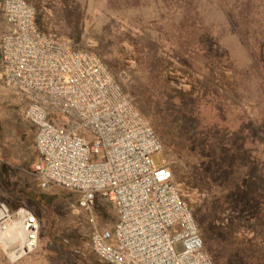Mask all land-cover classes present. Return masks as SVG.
<instances>
[{
  "label": "rangeland",
  "instance_id": "rangeland-1",
  "mask_svg": "<svg viewBox=\"0 0 264 264\" xmlns=\"http://www.w3.org/2000/svg\"><path fill=\"white\" fill-rule=\"evenodd\" d=\"M26 1L36 15L40 7L47 34L113 68L159 138L154 160L172 171L212 263L264 264V0ZM225 11L244 20L249 51ZM26 105L0 67V204L39 222L37 248L13 263L0 248V264H105L89 246L77 196L31 174ZM98 202L105 213L94 214L111 229L115 211Z\"/></svg>",
  "mask_w": 264,
  "mask_h": 264
},
{
  "label": "built area",
  "instance_id": "built-area-1",
  "mask_svg": "<svg viewBox=\"0 0 264 264\" xmlns=\"http://www.w3.org/2000/svg\"><path fill=\"white\" fill-rule=\"evenodd\" d=\"M2 11V80L26 100L23 115L36 128L31 174L44 189L77 196L94 255L105 264H213L172 171L154 160L159 138L103 60L41 33L26 0H3ZM98 201L115 211L111 229L94 214ZM0 210V224L10 223L5 238L33 252L37 217L25 207Z\"/></svg>",
  "mask_w": 264,
  "mask_h": 264
},
{
  "label": "trees",
  "instance_id": "trees-1",
  "mask_svg": "<svg viewBox=\"0 0 264 264\" xmlns=\"http://www.w3.org/2000/svg\"><path fill=\"white\" fill-rule=\"evenodd\" d=\"M224 14H225V17H226V19L228 20V22L229 23H231V26L233 27V29H234V31H235V33H236V35H237V37L238 38H240L241 40H242V42H243V44L245 45V47H246V49H247V51H249L250 50V47H249V45H248V43L246 42V41H244L243 40V37H244V35H246L245 34V25H242L241 23H239L238 22V20H241V17H239V16H234V19H233V17H232V15H233V12L231 11V12H224ZM241 21H244V20H241ZM35 23H36V26H37V29L41 32V33H43V34H47L46 33V30H45V27H44V23H43V21H42V14H41V12H40V7L39 6H37V15H36V17H35ZM81 40V37H80V35H75L74 36V41L75 42H79ZM80 49V48H79ZM81 50H83V49H81ZM107 68L109 69V72H110V69H113L110 65H108L107 64ZM175 179L176 180H180V178H179V176L177 175V174H175ZM73 194V193H72ZM75 195V194H74ZM51 200H49V202H50ZM49 205H50V203H49ZM95 207L96 208H98L99 210H101L103 213H105L104 212V210H102V207L99 205V202H97L96 203V205H95Z\"/></svg>",
  "mask_w": 264,
  "mask_h": 264
},
{
  "label": "bare ground",
  "instance_id": "bare-ground-1",
  "mask_svg": "<svg viewBox=\"0 0 264 264\" xmlns=\"http://www.w3.org/2000/svg\"><path fill=\"white\" fill-rule=\"evenodd\" d=\"M3 217V213L0 210V220ZM10 223H1L0 224V248L2 252L7 256L9 261L11 263L15 262L16 260L19 259V257H22L25 252H31L33 249L29 250H22L18 245H15V242H10L8 241L5 237L6 234L8 233L7 231L10 230L9 227ZM7 232V233H6Z\"/></svg>",
  "mask_w": 264,
  "mask_h": 264
},
{
  "label": "crops",
  "instance_id": "crops-1",
  "mask_svg": "<svg viewBox=\"0 0 264 264\" xmlns=\"http://www.w3.org/2000/svg\"><path fill=\"white\" fill-rule=\"evenodd\" d=\"M2 1L3 0H0V39H1V36H2V34L5 32V30H6V21H5V18H4V15H3V11H2ZM0 67H1V62H0ZM1 78H2V68H1ZM13 90V89H12ZM15 91V90H14ZM16 92V91H15ZM17 93V92H16ZM24 117V116H23ZM24 119H25V117H24ZM26 120V119H25ZM27 121V120H26ZM28 122V121H27ZM29 123V122H28ZM30 124V123H29ZM31 125V124H30ZM32 126V128L34 129V136H35V132H36V128L33 126V125H31ZM34 147H35V145H34ZM35 154H36V149H35ZM37 160V159H36ZM36 160L34 161V163L36 162ZM33 163V164H34ZM32 164V165H33ZM32 167V166H31ZM38 182V181H37ZM38 184H39V182H38ZM40 185V184H39Z\"/></svg>",
  "mask_w": 264,
  "mask_h": 264
}]
</instances>
